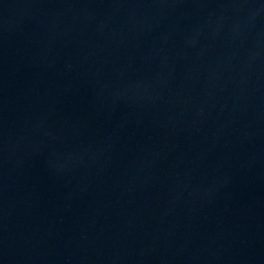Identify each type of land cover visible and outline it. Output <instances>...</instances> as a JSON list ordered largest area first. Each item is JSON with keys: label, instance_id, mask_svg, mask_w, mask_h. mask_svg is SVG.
Listing matches in <instances>:
<instances>
[{"label": "water", "instance_id": "water-1", "mask_svg": "<svg viewBox=\"0 0 264 264\" xmlns=\"http://www.w3.org/2000/svg\"><path fill=\"white\" fill-rule=\"evenodd\" d=\"M0 264H264V0H0Z\"/></svg>", "mask_w": 264, "mask_h": 264}]
</instances>
